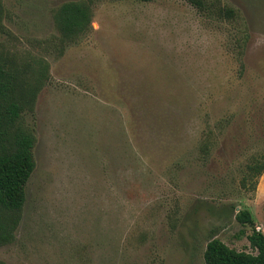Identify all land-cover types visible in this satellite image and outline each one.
Instances as JSON below:
<instances>
[{
  "label": "rangeland",
  "instance_id": "1",
  "mask_svg": "<svg viewBox=\"0 0 264 264\" xmlns=\"http://www.w3.org/2000/svg\"><path fill=\"white\" fill-rule=\"evenodd\" d=\"M36 104V169L6 264H206L264 234V0H96ZM61 0H2L0 61L42 51ZM245 29L241 60L235 34ZM45 55V54H44ZM211 142L206 156L200 147ZM249 211L255 225L237 214Z\"/></svg>",
  "mask_w": 264,
  "mask_h": 264
},
{
  "label": "trees",
  "instance_id": "2",
  "mask_svg": "<svg viewBox=\"0 0 264 264\" xmlns=\"http://www.w3.org/2000/svg\"><path fill=\"white\" fill-rule=\"evenodd\" d=\"M152 2L154 0H136ZM209 18L235 24L239 12L220 1L189 0ZM96 0H61L51 7V16L56 34L40 42L42 51L24 59L2 58L0 61V247L15 242L16 231L22 220L27 200L26 189L35 172L34 150L37 144L36 127L30 119L36 117L38 97L49 84L50 63L47 56H63L70 48L79 45L92 31ZM3 12L0 0V18ZM240 24L236 27L239 28ZM240 30V28L238 29ZM241 67L244 43L249 38L245 29L235 34ZM45 54V55H44ZM211 142L200 147L208 155ZM249 173L256 178L264 172V156L248 166ZM239 223L254 226L249 211L237 214ZM249 242L255 253L240 252L227 246L222 240L209 241L204 259L206 264H264V234L254 227ZM0 264H6L0 260Z\"/></svg>",
  "mask_w": 264,
  "mask_h": 264
}]
</instances>
